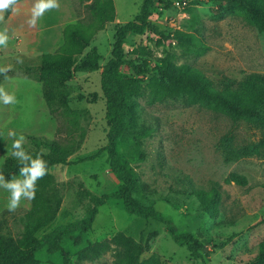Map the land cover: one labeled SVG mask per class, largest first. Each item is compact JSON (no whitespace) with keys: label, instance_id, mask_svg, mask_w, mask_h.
I'll use <instances>...</instances> for the list:
<instances>
[{"label":"rangeland","instance_id":"1","mask_svg":"<svg viewBox=\"0 0 264 264\" xmlns=\"http://www.w3.org/2000/svg\"><path fill=\"white\" fill-rule=\"evenodd\" d=\"M90 1L57 0V8L46 11L35 25H30L34 0H23L16 3V11L0 20V30L7 29L9 35L7 45L0 46V68L8 69L6 74H0V86L16 97L15 104H0V163L11 152L13 137L8 136L9 131L25 137L23 146L30 145L27 136H44L59 143L70 139L71 128L60 111L49 112L36 74L16 66L21 59L53 53L64 42L62 31L67 24L89 22ZM175 1L155 0L150 17L165 37L149 30L141 35L128 33L124 45L125 57L143 73L137 75L125 64L120 75L137 80L143 89V95L136 98L137 121L149 130L142 139L144 158L130 162L137 175L133 195L142 203L153 204L179 231L195 234L209 254L193 260L184 245L172 242L164 223L129 215L121 201L109 200L98 208L81 244L63 241V248L70 253V264H74L76 253L87 242L110 239L117 233L138 240L141 235L158 231L150 250L140 256L141 261L152 260L153 264H249L264 239V146L258 155H229L230 148L264 140V125L180 100L148 102V82L165 55L175 64L199 69L216 89L238 88L249 75L264 78V34L237 12L225 11L208 0H180V7ZM112 3L113 20L98 29L82 51L84 54L95 49L101 57L100 64L110 56L115 26L133 17L141 0ZM178 32L192 36L198 46L177 41ZM63 89L68 107L79 112L78 129L73 131L75 149L67 158L77 160L100 152L93 159L49 169L59 188L60 206L54 220L37 234L83 218L89 205L87 193L99 196L114 191L119 184L104 149L108 123L100 72H75ZM231 172L245 175L247 184L224 183ZM214 182L221 192L220 212L211 218L190 191L196 187L208 190ZM7 197L8 193L0 190V233L19 238L31 200H22L10 212L4 206ZM117 250L111 243L98 259L84 264H117ZM35 257L39 264H62L59 252L41 250Z\"/></svg>","mask_w":264,"mask_h":264},{"label":"trees","instance_id":"2","mask_svg":"<svg viewBox=\"0 0 264 264\" xmlns=\"http://www.w3.org/2000/svg\"><path fill=\"white\" fill-rule=\"evenodd\" d=\"M23 0H17V3ZM169 3L170 0H164ZM225 11L237 12L243 20L252 25L258 32L264 34V0H208ZM155 0H141L139 9L133 17L114 28L113 43L110 56L100 64V55L95 49L82 54L98 29L104 27L114 18L112 0H91L88 4L90 21H77L67 24L62 31L64 42L53 53H41L35 59H21L17 68L33 71L41 82L42 97L50 113L60 111L70 126V139L67 143H59L44 136H27L29 146L24 149L33 156L39 155L47 165V174L37 181L36 195L31 200V208L26 214L24 227L19 238H13L0 233V264H39L35 253L44 250L53 254L59 252L62 264H70V253L64 249L65 239L79 245L83 234L88 232L95 220L98 208L109 200L121 201L124 211L143 219H152L165 224V232L177 245H184L193 260L207 256L204 243L189 231H179L172 222L164 217L151 203L138 201L133 192L136 188L137 175L131 166V161L144 158L141 150L142 139L149 135V130L138 124L136 98L143 95V89L137 80L120 75V68L128 65L137 75L143 73L135 63L125 57L124 45L128 33L141 35L149 30L160 36L164 34L157 25L151 22ZM12 10L4 11L7 18ZM177 41L191 46H198L190 35L176 33ZM204 51V45H199ZM156 75L148 82L149 103L161 102L167 99L180 100L183 104H198L205 108L220 111L233 119H245L264 125V78L257 75L247 76L238 88L226 86L216 89L202 72L187 64H175L169 55H165L161 64L155 66ZM100 72V88L105 100L106 120V150L111 172L119 181L116 189L102 195L87 193L89 205L85 216L79 220L58 224L48 231L46 228L55 218L60 206L59 188L55 186L49 169L57 165H72L83 160H90L100 152L90 154L82 159L70 160L67 157L74 151L73 131L78 129L79 112L71 110L67 104V92L63 89L75 72ZM82 137V134H79ZM264 140L258 143L230 148L231 158L258 155ZM19 164L11 156V152L0 163V173L6 179L18 175ZM223 182L244 186L247 178L243 174L229 173ZM264 189V185H263ZM193 195L204 213L214 218L220 212L221 192L217 182L212 183L208 190L192 188ZM153 230L140 236L138 240L122 233L114 234L110 239L87 242L76 253L74 264H84L85 261L98 259L109 248L111 243L118 248L117 264H153L141 261L143 252L150 250L151 240L158 236ZM249 264H264V239L257 245V252Z\"/></svg>","mask_w":264,"mask_h":264},{"label":"clouds","instance_id":"3","mask_svg":"<svg viewBox=\"0 0 264 264\" xmlns=\"http://www.w3.org/2000/svg\"><path fill=\"white\" fill-rule=\"evenodd\" d=\"M17 0H0V20L5 10L16 11ZM58 7L57 0H34L28 23L35 25L39 18L50 9ZM9 41L7 29L0 30V46H6ZM7 68H0V74H6ZM16 103L15 94L0 86V104L12 105ZM13 137L11 142V156L19 164L18 175L6 179L0 173V190L8 193L4 206L8 211H15L22 200H33L36 195L37 181L47 174L46 161L39 155L33 156L23 147L25 137L17 135L15 131L8 132Z\"/></svg>","mask_w":264,"mask_h":264},{"label":"built area","instance_id":"4","mask_svg":"<svg viewBox=\"0 0 264 264\" xmlns=\"http://www.w3.org/2000/svg\"><path fill=\"white\" fill-rule=\"evenodd\" d=\"M181 4H182V2H181L180 0H176V1H175V5H176L177 7H180Z\"/></svg>","mask_w":264,"mask_h":264}]
</instances>
